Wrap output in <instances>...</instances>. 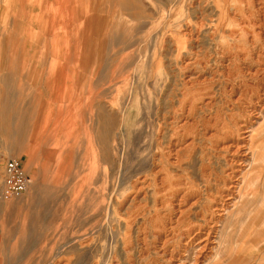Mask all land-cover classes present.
<instances>
[{
  "label": "rangeland",
  "instance_id": "rangeland-1",
  "mask_svg": "<svg viewBox=\"0 0 264 264\" xmlns=\"http://www.w3.org/2000/svg\"><path fill=\"white\" fill-rule=\"evenodd\" d=\"M230 1L0 0V178L8 158L29 177L0 200V264H264V108L209 254L182 252L264 86L257 3L232 18ZM154 168L178 178L181 214Z\"/></svg>",
  "mask_w": 264,
  "mask_h": 264
},
{
  "label": "bare ground",
  "instance_id": "bare-ground-1",
  "mask_svg": "<svg viewBox=\"0 0 264 264\" xmlns=\"http://www.w3.org/2000/svg\"><path fill=\"white\" fill-rule=\"evenodd\" d=\"M233 1H237L238 3H241V4L243 2H246L243 0H231L229 2L230 6H231L230 10L233 11L232 12V18H234V16L236 15V12L239 13L242 10V6H240L239 8L233 7L232 6ZM255 1L257 3V8L255 10L257 20H256V23H254V24H256V26H255L256 27V33L262 34L264 32V1L263 0H255ZM251 7H252V5H251ZM216 25H218L217 27L223 26V25L220 26L219 23H216ZM231 25H233V23H230V24L226 23L224 28L230 27ZM237 29H238V33H237V35L236 34L234 35V33H233V36H234L233 38H237L238 36L242 35L241 28H237ZM189 32H191V29L188 30V33ZM253 36H252V38H253ZM257 58H255L256 63L259 62V60ZM239 92L242 94L243 90H239ZM239 92H238V94H239V96H241ZM255 96H256L255 101L253 100V103L250 102V104L246 106V109H247L246 114H244L242 116L243 118L239 119L238 122L236 123V127H237V129L235 130L236 131V133H235L236 138L231 139L226 145V148H228V152H229V156H230L229 162H230V164H232L234 166L230 169L231 171H229L227 173V175L231 177V181L228 182L227 195L224 194L225 200L222 203L216 202L214 205H212L211 210L209 211V215L202 217V220L204 223L200 224V225H196L195 227H193L194 228L192 231L193 235L188 238L187 243H183L182 252L184 251L183 250L184 247H188L191 243H194L193 241H196V243L198 244V246H199L198 251L201 255L208 251L207 250L208 244L211 243V240H210L211 233H213L214 230L216 231L215 227L217 226V223L219 220L218 218L221 217L222 211L225 210L224 207L229 206L231 204V201L233 199V195L235 193H237V190L239 188L240 177L242 176L246 167L248 166L247 161L249 158V153H248L247 148H248L250 138H251V133H252L251 128H252V125L257 123V121L259 119V109L264 108V86L259 87L258 92ZM176 156H177V154L174 153L173 162L176 161ZM153 170H154L152 172L153 181H154L153 185L155 186L156 190L158 188H159V190H164V186L167 184L168 188L173 192L174 198H176L175 200H177L176 203L174 204L173 211L176 214H181L183 212V210H182L183 208H182L181 203L184 200V197L179 196L178 186H177L178 178L175 177L174 175H171V174L165 172L162 168H158V169L154 168ZM139 183H140V188L146 187L149 184V183H147L146 176H144L142 179H140ZM196 200H198V199H196ZM217 200H219V199H217ZM192 203H190V204H192ZM209 223H211V224H209ZM209 225H210V227H209ZM208 249H210V248H208ZM203 256H204V254H203ZM168 262H169V264H184L185 263L184 260L182 259L181 251H177V252L173 253L172 255H170Z\"/></svg>",
  "mask_w": 264,
  "mask_h": 264
},
{
  "label": "built area",
  "instance_id": "built-area-1",
  "mask_svg": "<svg viewBox=\"0 0 264 264\" xmlns=\"http://www.w3.org/2000/svg\"><path fill=\"white\" fill-rule=\"evenodd\" d=\"M29 186V177L16 158H8L3 164L0 178V200H8L23 194Z\"/></svg>",
  "mask_w": 264,
  "mask_h": 264
}]
</instances>
